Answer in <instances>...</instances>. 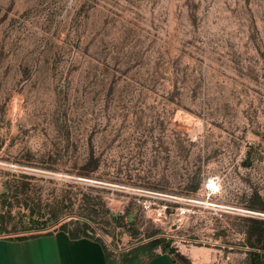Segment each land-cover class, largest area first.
<instances>
[{"label": "rangeland", "instance_id": "374dc122", "mask_svg": "<svg viewBox=\"0 0 264 264\" xmlns=\"http://www.w3.org/2000/svg\"><path fill=\"white\" fill-rule=\"evenodd\" d=\"M76 221L114 264L264 253V0H0V237Z\"/></svg>", "mask_w": 264, "mask_h": 264}, {"label": "crops", "instance_id": "0c3cea01", "mask_svg": "<svg viewBox=\"0 0 264 264\" xmlns=\"http://www.w3.org/2000/svg\"><path fill=\"white\" fill-rule=\"evenodd\" d=\"M264 264V259H262ZM0 264H107L102 243L71 238L62 230L22 239L0 237ZM146 264H175L168 252H159Z\"/></svg>", "mask_w": 264, "mask_h": 264}, {"label": "trees", "instance_id": "16d2710c", "mask_svg": "<svg viewBox=\"0 0 264 264\" xmlns=\"http://www.w3.org/2000/svg\"><path fill=\"white\" fill-rule=\"evenodd\" d=\"M51 217L56 218V216L54 215H52ZM31 219H33L32 216ZM31 222L33 223L34 220H31ZM259 223L261 224L263 222H259ZM58 229L67 232L71 238L84 237L101 243V241L98 238H95L92 228L86 222L76 221V222H72L71 225L62 224ZM22 238H26V237L24 236L17 237V239H22ZM158 242L159 241H157L156 243ZM162 252H168L170 255H172L175 264H191V262L185 256L181 255L175 249L171 248L168 245L162 246ZM125 257L128 261V264H146V261L141 262L136 255L129 254ZM106 259H107V264H114L112 261L109 260L107 254H106ZM262 259H264V253L259 254V253L251 252L249 255L250 264H263Z\"/></svg>", "mask_w": 264, "mask_h": 264}, {"label": "bare ground", "instance_id": "6f19581e", "mask_svg": "<svg viewBox=\"0 0 264 264\" xmlns=\"http://www.w3.org/2000/svg\"><path fill=\"white\" fill-rule=\"evenodd\" d=\"M199 251H198V249H194V250H192V252H191V255L193 256V257H198L199 256Z\"/></svg>", "mask_w": 264, "mask_h": 264}]
</instances>
